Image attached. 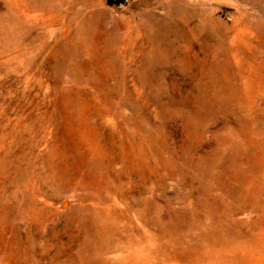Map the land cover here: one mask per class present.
<instances>
[{
  "label": "rangeland",
  "instance_id": "obj_1",
  "mask_svg": "<svg viewBox=\"0 0 264 264\" xmlns=\"http://www.w3.org/2000/svg\"><path fill=\"white\" fill-rule=\"evenodd\" d=\"M0 264H264V0H0Z\"/></svg>",
  "mask_w": 264,
  "mask_h": 264
},
{
  "label": "built area",
  "instance_id": "obj_2",
  "mask_svg": "<svg viewBox=\"0 0 264 264\" xmlns=\"http://www.w3.org/2000/svg\"><path fill=\"white\" fill-rule=\"evenodd\" d=\"M109 3L117 13H124L133 5L134 0H109Z\"/></svg>",
  "mask_w": 264,
  "mask_h": 264
}]
</instances>
